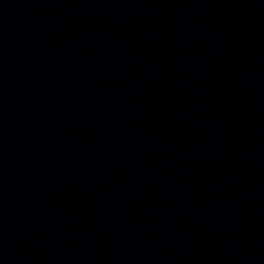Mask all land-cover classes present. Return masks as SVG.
Segmentation results:
<instances>
[{"label": "water", "instance_id": "1", "mask_svg": "<svg viewBox=\"0 0 264 264\" xmlns=\"http://www.w3.org/2000/svg\"><path fill=\"white\" fill-rule=\"evenodd\" d=\"M0 264H264V0L0 27Z\"/></svg>", "mask_w": 264, "mask_h": 264}]
</instances>
